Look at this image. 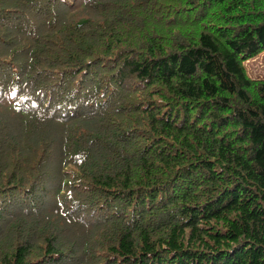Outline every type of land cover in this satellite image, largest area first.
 Returning a JSON list of instances; mask_svg holds the SVG:
<instances>
[{
  "label": "trees",
  "instance_id": "1",
  "mask_svg": "<svg viewBox=\"0 0 264 264\" xmlns=\"http://www.w3.org/2000/svg\"><path fill=\"white\" fill-rule=\"evenodd\" d=\"M264 0H0V264H264Z\"/></svg>",
  "mask_w": 264,
  "mask_h": 264
},
{
  "label": "rangeland",
  "instance_id": "2",
  "mask_svg": "<svg viewBox=\"0 0 264 264\" xmlns=\"http://www.w3.org/2000/svg\"><path fill=\"white\" fill-rule=\"evenodd\" d=\"M246 72L251 78L264 77V51L244 62Z\"/></svg>",
  "mask_w": 264,
  "mask_h": 264
}]
</instances>
